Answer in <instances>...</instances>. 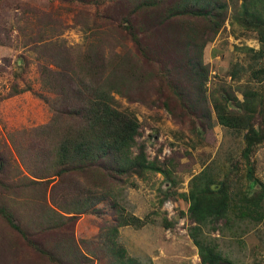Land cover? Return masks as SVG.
<instances>
[{"label": "trees", "instance_id": "1", "mask_svg": "<svg viewBox=\"0 0 264 264\" xmlns=\"http://www.w3.org/2000/svg\"><path fill=\"white\" fill-rule=\"evenodd\" d=\"M71 1L92 3L98 9L105 1L123 6L125 14L120 22L124 25H116V29L126 30L137 51L133 53L117 43L105 49L94 41L83 53H75L63 41H34L40 78L53 95L43 98L53 112L45 135H54L55 148L45 145L35 151L27 159L32 174L22 176L20 182L11 179L6 183V191L13 187L27 198L16 204L12 197L3 200L0 215L47 264H102L104 257L114 258L107 264H143L118 241L119 229L154 222L153 216L161 213V207L174 193L172 186L181 178L171 160L149 155L147 140H140V118L129 109H121L116 95L167 89L163 105L168 110L172 111L174 101L203 124L193 129L195 134H204L216 116L219 124L243 135L242 157L249 163L252 152L264 140V99L253 88L242 89V98L230 87L208 88L209 66L204 52L233 5V21L242 29L256 32L261 43L258 50L247 46L242 49L263 56L264 0ZM94 23V29H100L101 25ZM263 72L255 70L254 76L261 80ZM237 73L234 68L232 74ZM3 164L1 161L0 172ZM9 169L7 173L14 174L13 167ZM249 172L254 174L251 167ZM157 173L164 175L170 185L166 190L159 188L158 209L151 210L144 219L130 214L123 199L126 185H118L128 180L135 184L133 178L148 180ZM230 173L206 165L191 177L189 192L183 195L190 203L186 214L191 223L189 234L202 264H226L219 244L207 236L211 231H220V222L230 221L231 213L242 220L264 222V184L260 192L236 195ZM247 180L251 186L258 183L250 176ZM23 203L26 212L20 211ZM106 208L113 221L106 220L100 227L102 245L92 239H79L74 229L79 217L89 212L103 214ZM166 217L164 226L171 228L175 222ZM9 243L14 245L11 238L1 242L4 248Z\"/></svg>", "mask_w": 264, "mask_h": 264}, {"label": "rangeland", "instance_id": "2", "mask_svg": "<svg viewBox=\"0 0 264 264\" xmlns=\"http://www.w3.org/2000/svg\"><path fill=\"white\" fill-rule=\"evenodd\" d=\"M122 7L107 1L98 9L92 3L71 0H0V162L4 163L0 172V206L9 197L16 200L15 204L27 198L25 194L20 196L13 187L6 191V183L11 179L20 182L22 176L32 174L27 159L35 151L45 145L55 148L54 135H45L53 112L43 98L53 95L40 78L34 41L43 38L44 41H63L73 47L75 53H83L94 41L102 43L105 49L117 43L135 53L137 49L126 30L116 29V25H124L120 22L125 14ZM235 13L236 8L230 5L225 23L205 48L204 58L209 66L208 88L230 87L240 98L242 89L253 88L264 99V72L261 80L254 76L255 70L264 69V55L257 57L255 52L242 49L247 46L258 50L261 43L256 32L242 29L233 21ZM103 15L112 18L106 19ZM94 22L101 25L100 29H94ZM117 32L121 33L117 35ZM234 68L238 72L235 76L232 74ZM153 85L159 86L158 82ZM157 90L148 89L146 94H117L116 98L121 109H129L140 118L143 131L140 140H147L149 155L158 154L161 160H171V166L181 180L172 186L174 193L161 207V213L153 216L154 222L122 226L118 241L143 264H202L199 249L189 234L191 223L186 214L190 203L183 196L189 192L190 179L208 165L218 171H231L236 195L246 191L260 192L261 184H264V140L257 145L247 163L242 157L243 135L219 124L216 116H213L212 124H207L204 134H195L193 129L201 128L203 124L174 101L171 102L172 111L168 110L163 102L169 91L163 87ZM12 167L14 174L7 173ZM250 167L253 175L249 172ZM248 176L258 183L251 186ZM133 180L135 184L128 180L118 187L126 185L123 199L127 211L144 219L151 210L158 209L159 188L166 190L170 185L160 173L148 180L140 177ZM35 192L36 189L32 194ZM19 208H22L21 212L27 211L25 203ZM106 209L103 214L89 212L80 216L74 224L76 236L92 239L101 246L100 227L106 220L113 221ZM165 215L175 222L171 228L164 226ZM220 226V231L208 232L207 237L219 244L226 264L256 261L264 264V222L242 220L231 213V220H222ZM7 238H11L15 246L9 243L5 249L1 242L6 243ZM104 258L102 264L114 260L113 257ZM0 264H47L27 246L17 231L8 226L3 215H0Z\"/></svg>", "mask_w": 264, "mask_h": 264}]
</instances>
